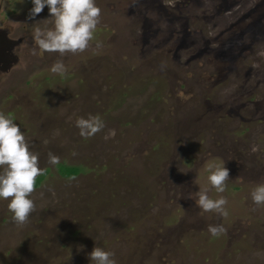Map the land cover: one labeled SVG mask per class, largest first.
I'll list each match as a JSON object with an SVG mask.
<instances>
[{
  "label": "rangeland",
  "instance_id": "rangeland-1",
  "mask_svg": "<svg viewBox=\"0 0 264 264\" xmlns=\"http://www.w3.org/2000/svg\"><path fill=\"white\" fill-rule=\"evenodd\" d=\"M96 3L92 46L61 58L33 39L36 22L53 26L47 7L29 19L31 0H0V27L20 40L0 111L46 169L23 227L0 200V264H90L95 246L117 264H264V206L251 197L264 183V0ZM58 59L65 76L50 71ZM90 114L105 127L84 139L76 120ZM209 162L229 169L224 193ZM204 187L226 197V218L197 206Z\"/></svg>",
  "mask_w": 264,
  "mask_h": 264
},
{
  "label": "clouds",
  "instance_id": "clouds-1",
  "mask_svg": "<svg viewBox=\"0 0 264 264\" xmlns=\"http://www.w3.org/2000/svg\"><path fill=\"white\" fill-rule=\"evenodd\" d=\"M33 7L29 10V19H35L45 7L53 18V26L41 27L39 21L33 29V39L41 52L58 53L61 58L68 54L83 53L92 46L94 33L101 21L102 9L96 0H31ZM96 49L102 48V42H96ZM33 55L36 50L33 49ZM51 73L65 76L67 68L63 59L56 60L50 68ZM76 127L84 139H90L105 127L99 115H89L76 120ZM115 132L111 131L110 136ZM105 140L109 136L104 137ZM47 143V141H45ZM253 146L252 151H258ZM75 155V153H73ZM48 164L58 165L60 157L48 153ZM207 179L217 193H224L230 172L225 162H209L206 166ZM46 169L41 168L39 153L32 146L15 122L12 114L0 111V200L9 201L7 207L13 214L12 220L18 227H23L36 211L32 194L36 191L37 178L43 176ZM210 189L204 187L197 192V206L204 212H216L223 217L229 215L226 197L213 199ZM252 201L257 206H264V183L257 185L251 192ZM209 233L214 237L225 234L223 225H210ZM90 264H117L115 253L95 246L88 254Z\"/></svg>",
  "mask_w": 264,
  "mask_h": 264
},
{
  "label": "water",
  "instance_id": "water-1",
  "mask_svg": "<svg viewBox=\"0 0 264 264\" xmlns=\"http://www.w3.org/2000/svg\"><path fill=\"white\" fill-rule=\"evenodd\" d=\"M0 40V63L4 65L2 71L7 72L10 70L11 66L17 62L16 55H10L6 53V50L14 45H18L20 40H9L7 39L6 42ZM4 43V44H3ZM9 56V57H8Z\"/></svg>",
  "mask_w": 264,
  "mask_h": 264
},
{
  "label": "flooded vegetation",
  "instance_id": "flooded-vegetation-1",
  "mask_svg": "<svg viewBox=\"0 0 264 264\" xmlns=\"http://www.w3.org/2000/svg\"><path fill=\"white\" fill-rule=\"evenodd\" d=\"M7 39H9V40H13V39H10V31H8L7 28H1V27H0V40L6 42ZM14 41H16V40H14ZM5 42H4V43H5ZM4 43H3V44H4ZM18 48H19L18 45H14L13 47H10L9 49H7V50H6V53L9 54V56H10V55H16L15 52L18 50ZM9 56H8V57H9ZM3 67H4V65H3L2 63H0V77H1L2 75H4V73H5V72L2 71Z\"/></svg>",
  "mask_w": 264,
  "mask_h": 264
},
{
  "label": "trees",
  "instance_id": "trees-1",
  "mask_svg": "<svg viewBox=\"0 0 264 264\" xmlns=\"http://www.w3.org/2000/svg\"><path fill=\"white\" fill-rule=\"evenodd\" d=\"M70 174L67 175V174H64V176H67V177H71V176H74L78 171H79V168L78 167H71L70 168Z\"/></svg>",
  "mask_w": 264,
  "mask_h": 264
}]
</instances>
